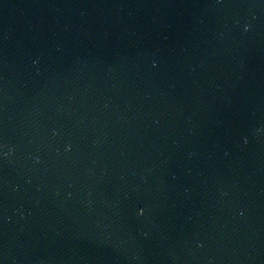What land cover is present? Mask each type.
<instances>
[{"label":"water","instance_id":"water-1","mask_svg":"<svg viewBox=\"0 0 264 264\" xmlns=\"http://www.w3.org/2000/svg\"><path fill=\"white\" fill-rule=\"evenodd\" d=\"M0 264H264V0H0Z\"/></svg>","mask_w":264,"mask_h":264}]
</instances>
